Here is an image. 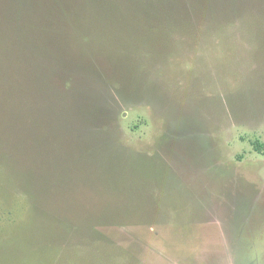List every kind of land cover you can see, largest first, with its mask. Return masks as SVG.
<instances>
[{
    "label": "rangeland",
    "instance_id": "374dc122",
    "mask_svg": "<svg viewBox=\"0 0 264 264\" xmlns=\"http://www.w3.org/2000/svg\"><path fill=\"white\" fill-rule=\"evenodd\" d=\"M0 264H264V0H0Z\"/></svg>",
    "mask_w": 264,
    "mask_h": 264
}]
</instances>
